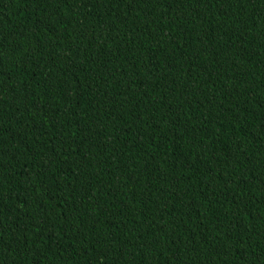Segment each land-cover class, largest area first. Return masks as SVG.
<instances>
[{"label": "trees", "instance_id": "1", "mask_svg": "<svg viewBox=\"0 0 264 264\" xmlns=\"http://www.w3.org/2000/svg\"><path fill=\"white\" fill-rule=\"evenodd\" d=\"M0 264H264V0H0Z\"/></svg>", "mask_w": 264, "mask_h": 264}]
</instances>
